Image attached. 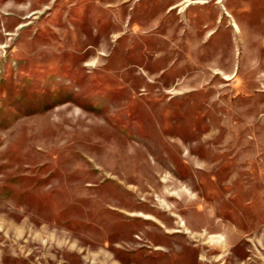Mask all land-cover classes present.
Returning a JSON list of instances; mask_svg holds the SVG:
<instances>
[{
    "label": "rangeland",
    "instance_id": "obj_1",
    "mask_svg": "<svg viewBox=\"0 0 264 264\" xmlns=\"http://www.w3.org/2000/svg\"><path fill=\"white\" fill-rule=\"evenodd\" d=\"M0 264H264V0H0Z\"/></svg>",
    "mask_w": 264,
    "mask_h": 264
}]
</instances>
